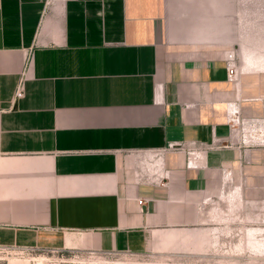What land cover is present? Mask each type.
Wrapping results in <instances>:
<instances>
[{"label":"crops","instance_id":"0c3cea01","mask_svg":"<svg viewBox=\"0 0 264 264\" xmlns=\"http://www.w3.org/2000/svg\"><path fill=\"white\" fill-rule=\"evenodd\" d=\"M249 8L0 0V247L25 250L0 264L226 257L264 204Z\"/></svg>","mask_w":264,"mask_h":264},{"label":"rangeland","instance_id":"374dc122","mask_svg":"<svg viewBox=\"0 0 264 264\" xmlns=\"http://www.w3.org/2000/svg\"><path fill=\"white\" fill-rule=\"evenodd\" d=\"M249 16L250 21L247 27L250 52L257 48L258 50L264 49V0H250ZM236 229L237 227L234 226L232 237L227 238L229 248L226 257L224 251L217 252L215 257L210 258V261L208 257L162 256L159 253L136 255L107 253L103 256H92L84 263H81L78 258L76 264H264V204L259 205L257 220L251 217L248 221H244L242 232ZM230 245H232L231 249ZM20 252H25V250L0 247V259ZM64 254L69 256L71 253ZM54 264L72 263L65 260Z\"/></svg>","mask_w":264,"mask_h":264},{"label":"built area","instance_id":"2783aa9c","mask_svg":"<svg viewBox=\"0 0 264 264\" xmlns=\"http://www.w3.org/2000/svg\"><path fill=\"white\" fill-rule=\"evenodd\" d=\"M21 93H22L21 92V84L18 83V85H17V87L15 89V92H14V96L17 97V96L21 95Z\"/></svg>","mask_w":264,"mask_h":264}]
</instances>
